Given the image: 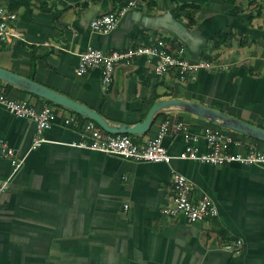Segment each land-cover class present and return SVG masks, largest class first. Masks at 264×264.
Instances as JSON below:
<instances>
[{"label": "crops", "instance_id": "0c3cea01", "mask_svg": "<svg viewBox=\"0 0 264 264\" xmlns=\"http://www.w3.org/2000/svg\"><path fill=\"white\" fill-rule=\"evenodd\" d=\"M9 3L0 0L7 10ZM112 11H123L114 30L90 29L91 20ZM13 12L24 41L0 45V68L107 122L134 126L154 103L177 99L264 130V0H29ZM156 39L210 69L177 82L154 76L149 58H133L116 67L107 91L99 69L74 73L87 47L110 53ZM0 92L55 114L46 142L30 151L34 123L0 106V141L21 161L14 171L0 153V185L7 182L0 193V264H264V166L177 159L167 165L80 149L72 144L87 137L84 117L1 80ZM68 116L76 126L63 123ZM165 122L185 126L162 138L173 157L185 147V130L199 153L209 131L231 138L233 153H264L262 141L175 109L155 114L149 130L132 140L146 142ZM173 172L192 184L193 199L212 200L217 217L189 224L162 214L173 195ZM237 240L238 254L223 249Z\"/></svg>", "mask_w": 264, "mask_h": 264}, {"label": "built area", "instance_id": "2783aa9c", "mask_svg": "<svg viewBox=\"0 0 264 264\" xmlns=\"http://www.w3.org/2000/svg\"><path fill=\"white\" fill-rule=\"evenodd\" d=\"M129 5H133L130 3ZM123 11L118 13L108 12L91 20L89 27L93 32L100 34L110 33L115 29L118 17ZM16 14L0 6V45H11L15 41H24V36L16 26ZM185 51L178 47L175 50L169 49L161 39H156L152 44L143 46L136 45L121 51L104 53L92 47L79 55L78 63L74 69L77 76H82L92 69L100 70V83L102 89L107 91L113 83L116 67L122 62L128 63L129 60L138 57H147L152 61V73L154 76L171 75L177 82H189L196 78L201 70L210 69L211 65L207 61L191 62L184 57ZM0 106L17 118L28 119L34 123L35 132L30 144V151L36 150L46 140L43 133L50 128L55 119L54 112L48 106L35 108L26 101L12 100L0 92ZM74 116L64 119L65 125L76 126ZM183 122L169 124L162 123L154 137L149 138L142 144L135 143L129 135L108 134L91 120L83 124V132L86 138L72 146L100 152L106 155L117 156L124 160L146 163L170 164L173 159L182 161H193L212 166H223L237 163L243 165L264 166V153L251 150L246 154L233 153L230 148L233 146L232 139L217 131L206 132L205 151L199 153L197 149L190 146L194 140L186 130L183 132L185 147L175 157L169 155L162 147V138L168 134H173L184 130ZM0 153L9 158L16 171L21 161L15 159L11 149L0 141ZM172 198L162 211V214L169 218L181 217L186 223H197L207 219L217 217V209L212 200L207 195H201L197 199L192 197V184L180 173L171 174ZM7 187V182L0 185V193ZM126 208V206H125ZM232 246H235L232 249ZM241 248V241L227 242L223 249L234 251L238 254Z\"/></svg>", "mask_w": 264, "mask_h": 264}, {"label": "water", "instance_id": "95a60500", "mask_svg": "<svg viewBox=\"0 0 264 264\" xmlns=\"http://www.w3.org/2000/svg\"><path fill=\"white\" fill-rule=\"evenodd\" d=\"M0 80L6 84L20 88L30 94H33L55 105L65 108L70 112L91 120L108 134H125L132 136L145 134L149 130L155 114L162 110L175 109L188 112L222 128L247 135L256 140L264 142V130L246 124L232 117H228L204 106L182 100L168 99L156 102L150 107L145 118L140 123H137L134 126L116 125L104 120L97 112L92 111L91 109L80 105L65 96H62L34 81L20 77L1 68Z\"/></svg>", "mask_w": 264, "mask_h": 264}, {"label": "trees", "instance_id": "16d2710c", "mask_svg": "<svg viewBox=\"0 0 264 264\" xmlns=\"http://www.w3.org/2000/svg\"><path fill=\"white\" fill-rule=\"evenodd\" d=\"M29 5V0H10V3H9V6H8V10L9 11H14L15 9H17L18 7H20V6H28ZM215 46H216V48L217 47H219V44L218 43H215ZM44 100V99H43ZM46 103H48V104H53V103H51V102H49V101H47V100H44ZM53 105H55V104H53ZM55 106H58V105H55ZM58 107H60V106H58ZM73 113V112H72ZM73 114H75V113H73ZM76 116H78V117H81V116H79V115H77V114H75ZM83 119H85V120H88V119H86V118H83ZM96 124V123H95ZM97 125V124H96ZM98 126V125H97ZM130 137H132V135H129Z\"/></svg>", "mask_w": 264, "mask_h": 264}]
</instances>
